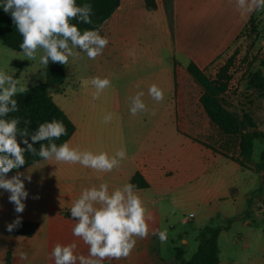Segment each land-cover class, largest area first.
<instances>
[{"label": "crops", "instance_id": "obj_1", "mask_svg": "<svg viewBox=\"0 0 264 264\" xmlns=\"http://www.w3.org/2000/svg\"><path fill=\"white\" fill-rule=\"evenodd\" d=\"M156 1L157 9L149 11L145 0H122L120 7L104 23H107L111 52L118 56L119 43L125 48L133 43L143 45L140 34L144 32V27L141 29L139 23H147L148 37H152L150 34L156 35L167 42L169 49L186 61V69L194 62L206 73L231 49L255 12L242 14L236 6V0ZM156 41L152 43L149 40L148 43L155 46ZM173 90L175 104L173 106L170 102V106L175 109L178 135L171 144L166 145L164 139H158L151 147H145L144 141L133 154L126 150L129 162L122 160L120 167L111 172H97L78 163H57L54 160H42L24 168L19 172L25 176L30 174L31 182L22 177L25 190L29 193L28 198L23 201L26 205L23 213H17L15 205L9 202L10 193L0 189V264H6L8 254L11 255L12 264H54L49 256L57 243L74 242L78 252L86 255L88 246L72 234L77 220L71 216V202L79 197L83 189L100 183L107 182L111 192L130 183L138 172L150 184L147 188H139L144 207L152 216L149 235L137 238L127 257L106 260L105 264H179L176 257L168 260L163 256L162 239L158 234L161 232L163 219L161 210L156 207L162 200L157 198V205L152 206L154 202L150 199V193L154 190L161 193L172 190L170 193L179 198L178 188L187 181L194 183L192 196L203 204L200 219L202 225H205L203 228L209 224L215 225L216 221L227 223L229 219H235L234 222L242 220L246 226L252 225L250 213H247L252 188L242 190L240 178L248 170L254 169L243 168L233 160L240 156V138L232 139V135L223 133L213 122L200 130L201 136L194 137L180 132L175 68ZM64 111L77 127L69 140L73 147L91 149L93 152L99 149L110 155L121 148L125 149V143L116 139L119 132H125L124 129L118 130L117 127L102 124L101 113L97 108L76 114ZM257 124L261 128L258 122ZM200 142L207 143L216 150ZM232 142L237 145V152L224 157L229 152L222 149L221 145L229 148ZM16 174L17 172L8 178ZM18 216L22 221L39 224L32 237L7 230V225ZM21 237L23 238L19 239ZM181 240L184 244L188 243L184 236H181ZM258 248L262 256L250 262L246 260L245 264H264V245L261 246L260 243ZM21 252L27 253V260H20Z\"/></svg>", "mask_w": 264, "mask_h": 264}, {"label": "rangeland", "instance_id": "obj_2", "mask_svg": "<svg viewBox=\"0 0 264 264\" xmlns=\"http://www.w3.org/2000/svg\"><path fill=\"white\" fill-rule=\"evenodd\" d=\"M254 18V22L249 24L231 49L206 74L212 80L217 79L220 69L230 58L233 59L231 80L224 95V103L239 118L244 112L250 113L260 124L259 130L264 131V89L250 85V80L256 73L264 75V10H258ZM139 25L141 29L144 27V32L140 34L143 45L133 43L125 48L119 43L118 56L110 51V41L103 53L95 59H89L79 48L74 49L80 56L69 58L64 84L49 90L55 102L64 110L76 114L97 108L101 113L102 124L117 127L118 130L123 128L125 132H119L116 139L125 143V150L129 154L136 152L144 141L145 147H151L158 139H164V143L168 145L177 138L175 109L170 106V102L173 106L175 104V61L180 65L177 90L180 126L186 134L195 137L201 136L200 130L209 127V123L212 124L200 102L203 88L189 74L186 61L174 54L161 37L152 34L151 38L148 37L147 23L141 22ZM106 29L107 23L100 34L107 36L109 40ZM149 40L152 43L156 41L155 46H151ZM41 55L43 52L38 51L36 58L29 60L21 51L9 48L0 40V70L14 74V79H20L25 90L42 84L47 79V67L40 63ZM96 76L111 80V86L101 93L99 99H93L95 89L90 84L91 78ZM152 84L163 90L162 101L157 102L148 94V88ZM140 91L144 92L142 99L147 111L133 116L129 110V98ZM108 113L113 114V119L110 123H104V117ZM233 138L239 137L232 136ZM221 147L229 152L228 156L237 152V145L233 142L229 148L223 145ZM100 151L103 150L95 152ZM263 151L264 140H256L250 160L252 167L261 161ZM240 179L242 190L252 188V198L248 202L250 211H247L252 225L246 226L242 220H237L229 230L223 231L219 240L221 264H245L246 260L250 262L262 256L258 247L260 243L261 246L264 245V173L248 170ZM193 184L192 181H187L178 188L179 198L170 193L172 190L164 193L154 190L150 193V199L154 202L152 206L157 205V198L162 200L156 207L162 214V250L164 258L168 260L175 259L177 248L184 245L186 259H191L198 250L199 236L205 226L200 221L204 207L199 199L192 196ZM224 224L226 225L225 221L215 222V226ZM181 236L187 239V244L182 242ZM260 237L261 242L258 243Z\"/></svg>", "mask_w": 264, "mask_h": 264}, {"label": "clouds", "instance_id": "obj_3", "mask_svg": "<svg viewBox=\"0 0 264 264\" xmlns=\"http://www.w3.org/2000/svg\"><path fill=\"white\" fill-rule=\"evenodd\" d=\"M236 6L242 14L264 10V0H236ZM0 7L10 13L19 34L22 37L21 52L29 60L36 58L42 51L40 63L49 65V61L67 65L69 58H78L79 48L89 59H95L103 53L109 40L102 36L103 25L94 29L81 31L77 24H92V6L85 3L78 6L76 0H0ZM15 73V70L12 69ZM90 84L94 87L93 99H99L101 93L111 86V80L93 77ZM24 87L20 79H14V74L0 70V189L10 193L9 202L15 205L17 213H23L29 193L25 190L22 177L31 182V175L17 174L8 178L7 174L13 169H20L26 163L25 152L32 153L43 160H54L57 163L80 164L97 172H111L120 167L126 159V150L121 148L110 155L106 151L93 152L73 147L71 141L59 146L52 142L67 134L62 121L53 119L39 125L34 133L28 127L21 129L19 118L7 119L9 113L19 111L18 102L13 97L23 93ZM148 94L157 102L164 99L163 90L156 84L148 88ZM144 92H137L130 97V113L135 116L146 112L147 107L142 97ZM113 114L104 117V123H110ZM30 124V121H25ZM18 135L25 137L22 148L17 140ZM30 137L32 143H29ZM41 141L39 151L33 144ZM29 171V170H28ZM140 190L132 183H126L111 192L107 182L83 189L77 199L71 202V216L74 223L72 234L88 246L87 254L78 252L76 243L59 244L52 249L49 259L54 264H105L106 260H119L127 257L134 248L137 238L149 235V221L152 216L144 207L139 195ZM38 198V197H37ZM47 217H45L46 219ZM22 223L17 217L7 225L12 232ZM156 234V233H153ZM164 239V233H158ZM23 237L19 238L22 239ZM20 260H27V253H19Z\"/></svg>", "mask_w": 264, "mask_h": 264}, {"label": "trees", "instance_id": "obj_4", "mask_svg": "<svg viewBox=\"0 0 264 264\" xmlns=\"http://www.w3.org/2000/svg\"><path fill=\"white\" fill-rule=\"evenodd\" d=\"M121 2L122 0H76L78 6H82L85 3L92 6L93 15L91 16V20L93 23L83 24L79 23L77 20H72L71 23L77 24L81 31L98 28L115 13L120 7ZM145 3L149 11H154L158 7L156 0H145ZM257 11L251 16L242 33L247 30L250 23L254 22V16ZM0 40L9 48L22 51L20 48L22 37L10 13H6L2 7H0ZM262 63L264 66V60ZM233 64V59L230 58L220 69L218 77L215 80L210 79V77L194 62L189 64L187 70L194 80L203 88L200 102L208 119L217 125L223 133L238 136L240 138V156L233 158V160L238 162L243 168L254 169L263 174L264 151L261 156V161L255 167L251 166L250 160L254 153L255 141L259 139L264 140V131L259 130L256 120L250 113L244 112L242 117L239 118L224 103V95L229 89L231 80L230 70ZM179 66V62L175 61L176 90H178L179 87ZM65 70L66 65L49 61L46 81L26 89L23 93L15 95L13 98L18 102L19 111L9 113L7 116V119H12L14 117L19 118L21 121L19 127L21 129L28 127L30 134L34 133L41 123L50 122L53 119L62 121L67 129V134L52 141L58 146L69 141L77 130L74 121L55 102L49 91L52 87L64 84L66 78ZM250 85L254 88L264 89V75L261 72L256 73L251 78ZM25 121H30V124L26 125ZM178 130L186 134L180 125H178ZM24 139L25 137L20 135L17 137L22 148L27 147L23 144ZM28 139L29 143H32L30 137H28ZM194 140L198 141L197 139ZM41 143L47 144L49 141L35 143L33 147L39 151ZM200 143L211 147L207 143ZM213 149L216 150L215 148ZM225 156L228 155L225 154ZM25 159L26 163L23 167L18 170L13 169L7 176L43 160L38 156H33L32 153L27 151L25 152ZM130 183L136 185L138 189L150 186L149 182L140 172L132 177ZM234 220L235 219H229L226 225L215 226L214 224H209L204 227L199 237L198 250L191 259L185 258L184 247L177 248L176 259L179 264H220L219 236L224 230L231 228ZM38 226L39 224L37 222L22 221L21 225L14 229V231L16 234L32 237ZM6 264H12L10 254L7 255Z\"/></svg>", "mask_w": 264, "mask_h": 264}]
</instances>
